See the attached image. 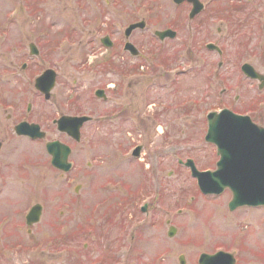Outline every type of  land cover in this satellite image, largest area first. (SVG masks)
<instances>
[{"label": "rangeland", "instance_id": "rangeland-1", "mask_svg": "<svg viewBox=\"0 0 264 264\" xmlns=\"http://www.w3.org/2000/svg\"><path fill=\"white\" fill-rule=\"evenodd\" d=\"M160 1L161 6L153 10V18L162 28L174 12L165 9L171 0ZM32 2L37 3L38 14L29 15L33 11H27L26 6ZM152 4L153 0H127V8L122 9L126 12L122 13L112 3L115 10L104 16L112 21L119 18L131 21L133 16H149ZM261 10L264 9L248 15L236 12L234 21L222 25L211 19L209 10L207 17L183 27L178 38L166 44H157L149 35L150 46L167 58L127 61L143 67L136 74L125 75L114 67L113 61L104 66L86 58L92 50L83 45L81 36L91 33L93 28L86 19L97 17L100 11L75 10L71 0H0V22H13L11 38L25 42L26 48L35 36L30 33L32 28L38 32L39 27L58 22L51 36L59 39L61 27L70 30L78 26L76 38L81 43H63L58 48L56 59L61 64L56 90L60 92L58 104L65 112L108 115L98 124H87L79 143L59 136L73 147L70 160L74 168L63 176L49 163L44 142L21 145L20 150L27 151L28 158L11 173L0 196V264H87L104 255L107 257L103 262L111 264H120L125 256L127 264H179L178 256L183 249L194 255L197 250L217 247L240 250L244 256L250 252L240 264H264V257H260L264 254V211L247 208L229 211L231 192L203 195L189 169L179 161L194 158L200 167L214 168L217 155L205 141L207 113L228 107L249 114L250 102L264 95V88L257 87L254 83L258 82L249 80L240 71L245 58L264 73V57L253 60L247 53L252 42L264 38ZM238 17L245 18L244 24ZM218 27L222 29L219 34L226 36L220 44L230 56L223 61L221 71L207 78L199 70L206 63L207 72L215 70L219 59L212 60L213 52L204 42ZM230 29L235 34L229 39ZM153 30L152 27L149 33ZM4 37L0 36V54L27 51L18 44L7 49ZM248 43L247 48L238 47ZM97 44L101 50L96 55L101 60L104 48ZM206 55L209 61H205ZM97 88H106L109 98L93 99L91 95ZM73 98L75 104L70 102ZM17 139L9 142L8 151L11 145L18 144ZM137 145H143L139 158L132 155ZM5 160L11 161L12 156ZM77 185L80 188L75 191ZM146 202L148 216L141 211ZM35 203L43 205V215L38 223L28 227L25 217ZM104 217L119 221L112 224V229L107 228ZM124 223L127 226L121 230ZM89 225L106 226L90 233ZM171 226L177 227L174 236L168 234Z\"/></svg>", "mask_w": 264, "mask_h": 264}, {"label": "flooded vegetation", "instance_id": "flooded-vegetation-1", "mask_svg": "<svg viewBox=\"0 0 264 264\" xmlns=\"http://www.w3.org/2000/svg\"><path fill=\"white\" fill-rule=\"evenodd\" d=\"M62 2V0H58ZM73 8L75 10H80L83 13H89L93 10L100 11V15L97 17L86 19L87 25L93 27L91 33H82L85 36H81L83 45H88L91 47V54H87V60L96 61L100 65L106 66L112 61L115 63L114 67L117 68L118 71H121L122 74L127 75L130 73H137L136 64H133L132 69H128L127 61H149V60H157L161 58H167L166 56H161L157 53V48L150 46V42L147 39L149 35L152 38L158 41L157 44H166L169 41L176 40L178 35L180 34L183 27L193 25L195 22L202 19L203 16H208L207 11L212 12V15H209L211 19H217L221 25L227 24L230 20L234 21V13H243L249 14L251 11L259 12L260 9H264V0H229L227 3H220L221 0H171V4L165 9L171 10L174 13L171 16L170 22L165 24V27L159 28L160 26L157 22L154 21L153 15H155V8L160 7V0H153L152 7H149L148 12L149 16H144L141 18H134L131 21L123 22L119 18L118 20L112 21L110 17H105L104 15H110L113 13L116 8L121 10L126 9L125 2L127 0H71ZM115 4V5H112ZM214 3V4H213ZM28 3L26 6L27 11L33 12L29 13L38 14L39 10H37L38 6L35 2ZM213 4V5H212ZM114 7V8H113ZM194 9H198L197 14L192 16V12ZM129 10V9H128ZM136 11V9H135ZM126 10L122 11L125 13ZM261 13H264V10H261ZM139 15H136L138 17ZM176 16V17H175ZM106 18V19H104ZM242 24H244L243 20L245 18L238 17ZM121 21V22H120ZM144 22V27H133L134 24L139 22ZM217 21V22H218ZM13 22H0V36H6L2 38L5 43L8 44V48L13 49L14 44L25 45V42L20 41L19 39L11 38ZM58 25V22L52 23L48 27H39V31L37 29H30V33L35 34V36L29 40L28 48L27 46H23L24 53L21 54H0V196L3 195L5 187L7 185V180L10 179L11 173L16 172V169H19V165L23 164L25 160L28 158L29 154L27 151L22 152L21 145L27 143L44 142V150L47 158L49 157V162L51 161V157L46 152V144L50 141H63L68 144L73 152V147L69 142H65L62 140V137H66L69 140L77 141L69 131H64L59 128L58 122L60 119L67 116H82L88 115L90 116V120L83 124L81 128V136H83V129L87 124L96 123L98 124L101 119L107 117V113L96 115L93 113H85V112H72V111H63L59 102L60 92L56 91L57 86L59 84V77L61 75V64L60 60L56 59V56L59 54L58 48L61 44L73 45L75 43L80 44L81 40L76 38V35L79 31L77 23V29L75 27L70 30H63V28L69 27H61L59 29L61 33V37L57 39L56 37L51 36L52 28ZM220 25V24H218ZM264 25V22L262 23ZM95 26V27H94ZM154 28L152 33H149L150 30ZM229 28V27H228ZM233 29V28H232ZM171 30L175 32L176 36H164L160 37L159 32ZM216 33L211 32V38L206 39L204 42L205 47L210 50L211 55L213 56L212 60L219 59V68L216 70L205 71V73H210L212 77H214L221 68L223 67V61L229 59V54L226 53L225 49L222 48V40H226V36L219 34L222 32L221 27L216 29ZM199 31V29H197ZM231 31V29H230ZM228 31V38L232 36V33L235 34V31ZM219 36H216V35ZM42 35L44 37H42ZM87 35L89 37H87ZM216 36V37H215ZM220 37V40H219ZM218 38V39H217ZM242 41V40H240ZM100 43L104 48V51L101 52L99 60V54L101 48L97 43ZM23 43V44H22ZM254 43V42H252ZM251 45L248 43L246 46L244 44H239L240 49L248 48V57L250 59H256L259 56L264 57V38L257 39V41ZM128 44H133L132 48L128 47ZM213 45L215 48H211L208 45ZM11 46V47H10ZM162 46V45H161ZM210 48V49H209ZM243 51V50H242ZM242 53L241 55H243ZM239 59L240 56L236 55ZM160 57V58H159ZM233 60V57L231 58ZM248 59V58H247ZM99 60V61H97ZM165 61V59H163ZM116 61L117 62L116 64ZM205 61H209V55L205 56ZM244 62H250V60H244ZM163 62V61H161ZM207 66V63H206ZM256 68V66L254 65ZM257 69V68H256ZM258 70V69H257ZM259 71V70H258ZM262 73L261 71H259ZM224 74V73H223ZM264 75V73H262ZM222 76V75H220ZM253 82H258L254 78H249ZM259 88L261 87V82L254 83ZM103 90L106 93L107 98H99L96 96L97 90ZM94 91V94L91 95L93 99H108L107 89L106 88H97ZM67 99H71V94H68ZM71 104H75L76 100L73 98ZM63 102H61L62 104ZM57 104V105H56ZM250 117L255 123L264 126V95L260 96L258 100H252L250 102ZM100 118L99 120L97 119ZM34 124L39 127L33 128V133L35 135H39L40 133H44L42 137L31 136L32 128L30 125ZM60 136V137H59ZM18 138V144L11 145L12 149L8 151V144L11 140ZM41 142V143H42ZM16 146V148H15ZM141 146V151H143V145ZM216 152V149H215ZM72 154V153H71ZM69 156V160L71 157ZM217 154V153H216ZM12 156V162L6 161L7 156ZM23 158V159H22ZM6 162H5V161ZM11 166V167H10ZM27 165H23V168H26ZM55 170L59 171L63 176L65 173L61 170L55 168ZM14 171V172H13ZM71 172V171H70ZM163 199V198H162ZM249 208V207H243ZM264 208V207H262ZM30 209L28 210V212ZM141 211L148 216L149 214V203H145L141 207ZM27 212V213H28ZM27 216V214H26ZM26 218V217H25ZM139 219V217H138ZM118 218H108L104 217V222H106L107 228H113V225H117ZM144 222L140 221V224ZM156 220L154 219L150 225H154ZM120 223V222H119ZM27 224V222H26ZM89 224H92L89 222ZM105 225V226H106ZM4 226V224H3ZM28 226V225H27ZM90 226V225H89ZM105 226L95 227L90 226V233L92 231L99 232L104 230ZM127 226V223L121 224V230ZM30 227V226H28ZM101 229V230H100ZM14 232V231H13ZM28 232H31V228H28ZM127 251V250H126ZM220 251L225 252L224 254L218 255ZM142 252L139 253V255ZM243 253L237 250L232 249H223L221 247H217L215 249H203L198 251L194 255H188L187 250L183 249V251L178 256L179 264H240L250 252L246 253L245 256ZM255 256V254H254ZM264 257V254L261 253L260 257ZM107 257L103 256V259ZM142 257V256H141ZM122 263L123 260H125ZM102 259V260H103ZM87 264H111L108 262L93 260L88 262ZM120 264H127V257L120 260Z\"/></svg>", "mask_w": 264, "mask_h": 264}, {"label": "water", "instance_id": "water-1", "mask_svg": "<svg viewBox=\"0 0 264 264\" xmlns=\"http://www.w3.org/2000/svg\"><path fill=\"white\" fill-rule=\"evenodd\" d=\"M247 75L256 78H262V75H258L254 72V69L246 64L243 67ZM232 120L230 124L233 128L231 131H225L230 137L232 148L229 150L232 152V158L234 159L230 164L234 166V170L231 172H200L194 166L192 161L187 164L191 166L192 173L198 178L199 184L203 191H213L216 192L218 189H209V184H224L225 186L230 185L234 191V200L232 204L240 203H255L264 202V165L256 170L254 169V159L257 161L262 160L264 164V138L259 134V128H256L255 136L252 137L251 123L247 116L233 115L228 110H224L220 113H213L210 115V132L209 134L213 136L212 130L215 124L216 118L223 117L225 115ZM88 120L87 117L81 118H71L67 117L59 121L60 128L67 129L71 134H73L77 139L79 138L80 126ZM219 120V119H218ZM224 125H229L224 123ZM254 131V130H252ZM48 148L50 153L53 155V163L59 168H64L68 170L70 164L67 163V158L69 155V148L60 143H49ZM221 149V147H220ZM219 149V150H220ZM139 149H137L138 152ZM254 152L256 155H254ZM220 164V163H219ZM222 187V185L220 186ZM235 206V205H233ZM41 205H35L27 216V221L29 224L37 222L41 215ZM172 234V232H171Z\"/></svg>", "mask_w": 264, "mask_h": 264}]
</instances>
